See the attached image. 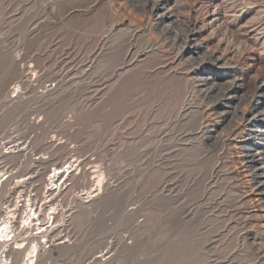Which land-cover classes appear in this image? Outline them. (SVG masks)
Here are the masks:
<instances>
[{"label": "rangeland", "instance_id": "obj_1", "mask_svg": "<svg viewBox=\"0 0 264 264\" xmlns=\"http://www.w3.org/2000/svg\"><path fill=\"white\" fill-rule=\"evenodd\" d=\"M162 2L0 0V135L50 157L10 192L72 210L49 257L264 264V0Z\"/></svg>", "mask_w": 264, "mask_h": 264}, {"label": "built area", "instance_id": "obj_2", "mask_svg": "<svg viewBox=\"0 0 264 264\" xmlns=\"http://www.w3.org/2000/svg\"><path fill=\"white\" fill-rule=\"evenodd\" d=\"M14 133V129H10L0 135V264H108L114 254V237L108 240L104 249L81 262L47 256L53 248L71 244L69 223L72 210L65 213L57 204L47 206L39 202L35 193L26 196L23 192H10L11 183L19 184L33 178L32 175L19 177L23 165L46 163L50 159L48 153L30 152L29 140H20ZM73 156L58 157L59 162L55 166L50 167L47 173L43 169L39 174L45 175L47 190L43 197L59 198L61 190L70 186L69 179L80 170L82 161ZM10 158L15 159V164L9 163ZM62 164V171L52 172L53 168ZM48 177L54 182L52 186L46 185L45 179L48 180ZM64 214L67 215L65 218ZM32 244L37 245V252L32 255L26 252L17 260L15 253L24 251Z\"/></svg>", "mask_w": 264, "mask_h": 264}, {"label": "bare ground", "instance_id": "obj_3", "mask_svg": "<svg viewBox=\"0 0 264 264\" xmlns=\"http://www.w3.org/2000/svg\"><path fill=\"white\" fill-rule=\"evenodd\" d=\"M167 1L168 0H163V2H162V5H166L167 4ZM200 79V83H202V82H204L203 80H201V78H199ZM199 82V81H198ZM259 150V149H258ZM258 153V152H257ZM249 155V154H248ZM260 156V155H259ZM258 158V156H256V155H253L252 154V156H250L249 157V162L253 165V164H255V162L257 161V160H259V159H257ZM264 164V163H263ZM263 164H262V166H263ZM63 165L64 164H62L61 166H59V167H55V168H53L52 169V172L53 173H55V171L56 170H61L62 171V169H63ZM264 167V166H263ZM251 168H253V167H251ZM260 167H258V169H259ZM262 169V168H261ZM264 169V168H263ZM256 170H257V168H256ZM254 171V170H253ZM261 171V170H260ZM49 173H50V170H49ZM260 177H262L263 179H264V170H262V176H260ZM256 178V177H255ZM262 179V180H263ZM45 182H46V185H50V186H52L53 184H54V182H53V180L50 178V177H48V180H46L45 179ZM264 186V182L263 181H260V189L261 188H264L263 187ZM83 194H89V193H87L86 191L83 193ZM37 245L36 244H32V245H30L28 248H26L24 251H21V252H18V253H15L16 254V257H17V260L18 259H20L26 252L29 254V255H32V254H34V253H36L37 252Z\"/></svg>", "mask_w": 264, "mask_h": 264}]
</instances>
